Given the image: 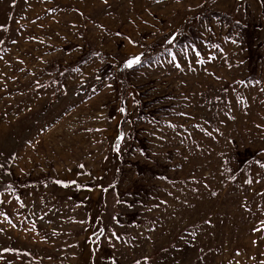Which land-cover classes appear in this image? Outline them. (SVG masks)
Returning a JSON list of instances; mask_svg holds the SVG:
<instances>
[{"label":"rangeland","instance_id":"374dc122","mask_svg":"<svg viewBox=\"0 0 264 264\" xmlns=\"http://www.w3.org/2000/svg\"><path fill=\"white\" fill-rule=\"evenodd\" d=\"M137 262L264 264V0H0V264Z\"/></svg>","mask_w":264,"mask_h":264},{"label":"snow or ice","instance_id":"6c2138e0","mask_svg":"<svg viewBox=\"0 0 264 264\" xmlns=\"http://www.w3.org/2000/svg\"><path fill=\"white\" fill-rule=\"evenodd\" d=\"M139 62V58H135L134 60H131V61H129V63H128V67H131L133 64H136V63H138ZM121 111H123V109H121ZM123 137H121V139H122ZM117 148H119V145H117ZM82 167V166H81ZM137 264H139V262H137Z\"/></svg>","mask_w":264,"mask_h":264}]
</instances>
